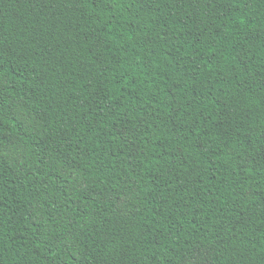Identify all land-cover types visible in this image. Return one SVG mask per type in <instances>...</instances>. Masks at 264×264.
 <instances>
[{"label": "trees", "instance_id": "obj_1", "mask_svg": "<svg viewBox=\"0 0 264 264\" xmlns=\"http://www.w3.org/2000/svg\"><path fill=\"white\" fill-rule=\"evenodd\" d=\"M0 264H264V0H0Z\"/></svg>", "mask_w": 264, "mask_h": 264}]
</instances>
